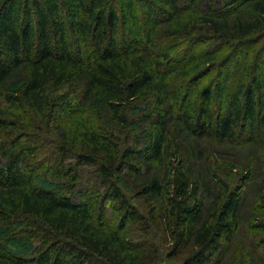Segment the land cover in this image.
Masks as SVG:
<instances>
[{
  "label": "trees",
  "instance_id": "16d2710c",
  "mask_svg": "<svg viewBox=\"0 0 264 264\" xmlns=\"http://www.w3.org/2000/svg\"><path fill=\"white\" fill-rule=\"evenodd\" d=\"M242 224L264 0H0V264H220Z\"/></svg>",
  "mask_w": 264,
  "mask_h": 264
},
{
  "label": "rangeland",
  "instance_id": "374dc122",
  "mask_svg": "<svg viewBox=\"0 0 264 264\" xmlns=\"http://www.w3.org/2000/svg\"><path fill=\"white\" fill-rule=\"evenodd\" d=\"M206 81V80H205ZM204 81V82H205ZM228 153L233 154L236 157V161L241 166V168L238 169L239 174L242 176H250V168H253L257 165L256 162V156L258 155V152L256 151L255 146L252 145H246L242 144L240 147H231L228 148ZM243 169L244 171L240 170ZM263 180V176L260 174V170L258 172H254L251 180L246 184V188L244 189L245 197L247 199V205L242 210V219L244 221V218L246 214L249 212L248 208L250 207L251 203L255 199V190L253 187L254 184H257ZM109 215V213H108ZM242 221V222H243ZM250 235H252L251 230L247 229L244 224L240 226L239 234L237 235V241L240 248H243L248 260L247 264H259L261 261H264V245H261V243L255 240H252ZM7 244H9L11 247H14V249L20 250L21 243L20 242H14V240H7ZM236 245H229L226 249L225 255L219 259L220 264H230L228 257L229 253L233 252L236 248ZM164 252L165 248L162 247ZM165 264H180V261L178 258L169 260ZM210 264H216L215 261L211 262Z\"/></svg>",
  "mask_w": 264,
  "mask_h": 264
}]
</instances>
